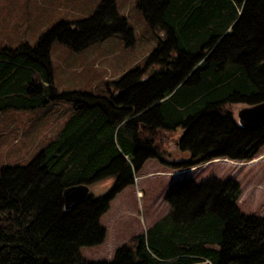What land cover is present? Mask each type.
Here are the masks:
<instances>
[{
  "label": "trees",
  "instance_id": "16d2710c",
  "mask_svg": "<svg viewBox=\"0 0 264 264\" xmlns=\"http://www.w3.org/2000/svg\"><path fill=\"white\" fill-rule=\"evenodd\" d=\"M92 2L72 26L58 20L34 42L0 44V114L59 98L70 104L27 161L0 165V264H264V213L241 210L239 182L217 176L174 181L167 211L111 259L82 255L81 245L104 237L99 217L109 199L145 159L161 156L170 132L179 128L177 147L189 151L169 161L176 166L223 155L250 158L264 143V123L241 127L228 109L264 98V0ZM123 3L141 16V31L150 28L155 43L95 91L60 90L48 37L55 32L86 44L117 29L130 33ZM111 177L106 191L64 207L65 186Z\"/></svg>",
  "mask_w": 264,
  "mask_h": 264
},
{
  "label": "rangeland",
  "instance_id": "374dc122",
  "mask_svg": "<svg viewBox=\"0 0 264 264\" xmlns=\"http://www.w3.org/2000/svg\"><path fill=\"white\" fill-rule=\"evenodd\" d=\"M89 1L96 0H0V44L15 45L20 40L34 42L58 20H71L72 26L92 8ZM121 8L132 24L130 33L117 29L86 44L79 40L73 44L55 32L48 37L53 80L60 90L95 91L102 80L115 79L141 61L155 43L156 37L149 31V26L145 32L141 31L144 24L141 16H136L128 3H123ZM244 104L233 102L228 106L236 122V111ZM69 109V102L59 98L37 110L12 109L1 113L0 165L27 161L57 130ZM180 131L178 128L169 135L165 136V133L161 156L145 159L139 169L134 170L132 181L109 199L108 208L99 217L105 230L104 237L99 242L80 246L85 258L111 259L119 245L167 211L169 187L186 175L196 182L211 176L232 177L241 188L237 200L239 208L245 212L264 213V143L250 158L223 155L176 166L169 161L187 157L189 153L177 147ZM112 181V177L94 181L90 183V192L106 191Z\"/></svg>",
  "mask_w": 264,
  "mask_h": 264
},
{
  "label": "water",
  "instance_id": "95a60500",
  "mask_svg": "<svg viewBox=\"0 0 264 264\" xmlns=\"http://www.w3.org/2000/svg\"><path fill=\"white\" fill-rule=\"evenodd\" d=\"M237 123L241 127H257L264 123V98L255 102L245 103L236 111ZM90 192V184L77 182L62 189L61 197L65 208L75 205Z\"/></svg>",
  "mask_w": 264,
  "mask_h": 264
}]
</instances>
